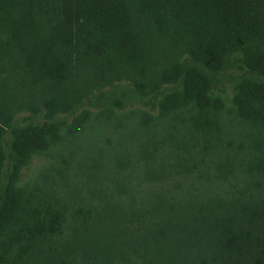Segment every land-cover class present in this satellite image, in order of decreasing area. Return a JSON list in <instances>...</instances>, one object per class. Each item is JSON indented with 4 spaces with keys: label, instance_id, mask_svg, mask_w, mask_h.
Instances as JSON below:
<instances>
[{
    "label": "trees",
    "instance_id": "1",
    "mask_svg": "<svg viewBox=\"0 0 264 264\" xmlns=\"http://www.w3.org/2000/svg\"><path fill=\"white\" fill-rule=\"evenodd\" d=\"M227 92L263 136L244 187L160 200L146 233L126 227V264H264V0H0V264H32L65 229L39 188L18 186L34 155L129 109L180 119L206 157Z\"/></svg>",
    "mask_w": 264,
    "mask_h": 264
},
{
    "label": "rangeland",
    "instance_id": "2",
    "mask_svg": "<svg viewBox=\"0 0 264 264\" xmlns=\"http://www.w3.org/2000/svg\"><path fill=\"white\" fill-rule=\"evenodd\" d=\"M41 95L37 88L29 98ZM222 96L221 139L206 157L180 119L148 125L129 109L93 115L82 131L64 133L34 155L18 186L39 188L65 212L66 225L61 236L43 243L32 264H126V227L146 233L160 216L154 209L160 200L237 194L263 136L232 113L231 92Z\"/></svg>",
    "mask_w": 264,
    "mask_h": 264
}]
</instances>
